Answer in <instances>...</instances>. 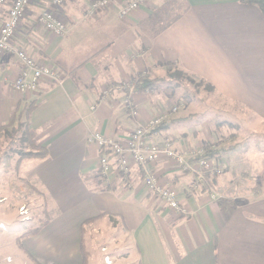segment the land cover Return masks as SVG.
<instances>
[{"label": "crops", "instance_id": "0c3cea01", "mask_svg": "<svg viewBox=\"0 0 264 264\" xmlns=\"http://www.w3.org/2000/svg\"><path fill=\"white\" fill-rule=\"evenodd\" d=\"M91 1L66 0L60 10L66 31L53 37L37 24L51 9L50 0H31L12 42L15 51L54 68L58 83L43 81L35 93H16L10 84L22 63L13 52L0 54V129L12 120L13 127L23 122L32 105L29 128L48 151L45 159L22 161L17 173L25 190L40 195L48 217L22 246L39 264H83V229L106 222L121 228L136 264H264V151L244 152L238 166L232 165L235 151L225 153L232 169L227 173L223 158L210 161L206 187L171 162L154 164L151 172L177 193L184 210L178 215L147 192L140 168L117 174L111 158L109 176H101L100 151L86 143L89 134L100 133L126 146L131 134L157 115L152 93L117 85L139 74L165 79L164 63L239 106L253 120L242 124L245 131L264 133V14L241 0H179L182 11L162 27L167 14H154L170 0H151L125 19L118 18L117 6L86 16ZM179 118L172 115L170 127L149 135L147 143L192 147L195 129L190 137L178 126ZM205 125L200 129L208 130ZM234 176L246 180L231 187ZM92 218L98 219L83 227ZM16 239L7 243L15 248L5 256L11 264H32Z\"/></svg>", "mask_w": 264, "mask_h": 264}, {"label": "rangeland", "instance_id": "374dc122", "mask_svg": "<svg viewBox=\"0 0 264 264\" xmlns=\"http://www.w3.org/2000/svg\"><path fill=\"white\" fill-rule=\"evenodd\" d=\"M180 3L179 0L166 2L168 8H171L170 17L182 11ZM181 72V75L176 76L170 83L171 86L177 84L171 97L167 96L170 93V86H165L164 91L162 86L160 91L151 94V98L158 103L159 109L155 116L166 115L167 121L171 120L172 115L179 116L178 126L183 127L182 130L190 137L192 129H195V141L193 146L188 148L189 150L213 146L212 149H229L231 153L235 151L233 166L243 162L244 152L257 154L264 151V133L261 130H244L242 124L252 119L249 115L232 102L218 98L213 90L198 77ZM174 109H176L175 112H173ZM190 118H193L195 123L198 122L197 125H193L194 122L192 124L187 122ZM200 124H207L208 130L206 128L204 131L201 130ZM14 128L15 126H12L0 133V224L4 226V229H0V260L7 264H11L13 260L5 255L13 253L15 248L13 243L9 246L7 243L13 241L15 236L16 238L22 236L26 228L38 227L46 215L40 195L32 188L25 190L24 184L17 176L15 170L17 156L14 152L17 136ZM208 135L213 141H206ZM226 155L228 154H220V158L224 159L225 173L232 170ZM233 178L235 179V176ZM240 181L244 182L242 179ZM21 206L27 210L28 214L24 217L28 219L24 220L23 216H19ZM7 233L13 234L14 237ZM124 239L125 237L121 236L120 227L114 229L112 224L106 222L95 225L93 228L89 227L87 231L83 229L82 243L88 256L86 264H136V258L130 257V249ZM71 245L70 242L66 243L68 251H71L69 248ZM26 257L29 259L28 262L39 264L31 256L26 255ZM105 259L108 263L104 262Z\"/></svg>", "mask_w": 264, "mask_h": 264}, {"label": "built area", "instance_id": "2783aa9c", "mask_svg": "<svg viewBox=\"0 0 264 264\" xmlns=\"http://www.w3.org/2000/svg\"><path fill=\"white\" fill-rule=\"evenodd\" d=\"M65 1L50 0L51 9L43 11L37 18V24L50 36L60 37L66 31L60 11ZM150 1L92 0L88 4L86 16L93 17L98 11L117 6L118 18L125 19ZM9 2L10 5L6 13H3L2 8L7 6ZM30 2L31 0H0V54L13 52L22 63L18 75L10 84L14 92L22 95L37 92L43 81L50 83L60 81V76L54 68L38 65L34 58L23 51H15L12 47V42L20 30ZM175 111L176 109L173 110V112ZM167 119L168 116L166 115L154 116L147 122L146 126L136 129L131 134L126 146L119 144L113 136H105L100 133L89 134L86 143L100 151L98 166L101 176H109L111 158L116 161L117 174H128L131 166H136L143 171L142 183L147 192L153 195L167 210L182 215L184 210L179 206L176 191L169 185L161 184L159 178L151 172V167L160 160H166L182 172L194 175L197 182L206 187L207 181L203 169H208L209 162L200 159L192 164L194 160L204 155V148L177 150L170 142H164L161 146L147 143L148 132L166 122ZM27 214L25 207L21 206L19 216L24 217ZM25 219L28 218L24 217ZM0 229H4L2 224H0ZM104 262L108 263L107 259Z\"/></svg>", "mask_w": 264, "mask_h": 264}, {"label": "trees", "instance_id": "16d2710c", "mask_svg": "<svg viewBox=\"0 0 264 264\" xmlns=\"http://www.w3.org/2000/svg\"><path fill=\"white\" fill-rule=\"evenodd\" d=\"M241 2L256 6L264 14V0H241ZM167 5L168 4H164V6L158 9L157 12L154 14L155 17H158L160 14L162 16L167 14L165 16V19L167 20L164 21L162 27L170 24L176 19L175 17H169L171 8H168ZM160 67H162L167 73V78L165 80L153 78L152 76H150V74H139L133 77L129 82L124 83V84H119L117 85V87H122L124 88L125 91H128V92L149 94V93L160 91L162 89V86H163V89H162L163 91L165 89L164 88L165 86L167 87L170 86L169 88L170 93L167 96L171 97L173 90L175 89V87H177V84L171 86L170 83L174 78H176V76L181 75L182 72L179 69H177L172 63L160 64ZM207 86L209 87V89L213 90V88L209 84H207ZM33 108L34 106L32 105L26 108L25 113H24L25 120L23 122L17 123L16 127L14 128V133L17 136V142H16L17 144L14 148V152L17 156V160L15 162L16 173H18L20 164L22 161L28 160V159L42 160L48 156L47 148L40 147L38 145V143L36 142L35 132L29 128L28 118ZM172 122L173 121H170V120L163 122L162 124L150 130L147 135L149 136V135L157 134V133L167 130L170 127ZM13 125L14 124L12 120L10 124H7L0 129V133L2 132V130H6L12 127ZM212 147L213 146H205L204 155H202L199 159L194 160L192 164L196 163L200 159L210 162V161L216 160L220 156V154H225L229 152V149H224V148H221V149L213 148L212 149ZM203 174L205 177H208L209 176L208 169L204 168ZM238 178L239 177H235V179L234 178L232 179L231 187H234V186L237 187L240 185V179ZM98 218H92V219L86 220L83 223V227L91 223H94ZM47 222H48V217L44 215V218L42 222L38 225V227L26 228L22 236L16 239V245L18 249L28 256L29 254L27 253V251L24 249V247L21 244V239L35 236L36 234L40 232V230L45 226ZM81 248L83 252V264H86V260L88 256L84 250L83 243L81 244Z\"/></svg>", "mask_w": 264, "mask_h": 264}]
</instances>
